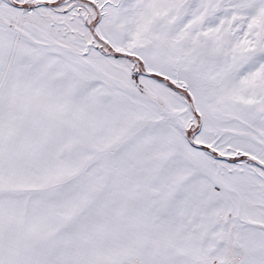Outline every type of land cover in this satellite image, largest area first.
<instances>
[{
  "label": "snow or ice",
  "instance_id": "6c2138e0",
  "mask_svg": "<svg viewBox=\"0 0 264 264\" xmlns=\"http://www.w3.org/2000/svg\"><path fill=\"white\" fill-rule=\"evenodd\" d=\"M0 264H264V0H0Z\"/></svg>",
  "mask_w": 264,
  "mask_h": 264
}]
</instances>
